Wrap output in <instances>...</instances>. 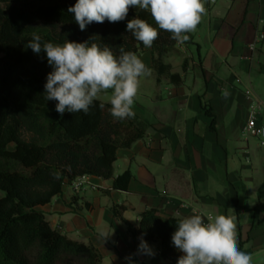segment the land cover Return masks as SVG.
Returning <instances> with one entry per match:
<instances>
[{
  "label": "crops",
  "instance_id": "obj_1",
  "mask_svg": "<svg viewBox=\"0 0 264 264\" xmlns=\"http://www.w3.org/2000/svg\"><path fill=\"white\" fill-rule=\"evenodd\" d=\"M209 1L226 10L214 13V18L211 13L207 24V41L214 51L200 52L198 60L190 55L188 44L200 51L203 46L189 33L188 41L178 43L180 53L164 58L172 65L171 72L182 76L181 84L172 83L167 75L158 81L151 47L137 55L157 85H166L168 98L154 93L145 96L149 104L134 103L135 112L148 124L147 136L132 148L119 149L114 163L116 177L128 169L133 173L128 190L114 189L113 179L87 176L80 190L75 189V180L66 183L51 203L38 207L52 227L98 248L102 264H129L125 259L129 256L132 264H174L163 256L160 242L134 237L114 215L115 205L124 206V218L136 227L141 214L151 208L179 218L193 213L234 215L240 249L252 256V264H264V146L258 137V143L246 139L243 145L240 137L251 113L247 91L264 102L252 82L256 71L264 73V44L251 48L257 33L264 30V0ZM236 2L237 14L247 7L246 21L230 47L218 38L227 22L223 18ZM227 53L231 55L223 68ZM259 123L264 125V111ZM101 230L114 232L104 242ZM141 238L154 256L136 254Z\"/></svg>",
  "mask_w": 264,
  "mask_h": 264
},
{
  "label": "trees",
  "instance_id": "obj_2",
  "mask_svg": "<svg viewBox=\"0 0 264 264\" xmlns=\"http://www.w3.org/2000/svg\"><path fill=\"white\" fill-rule=\"evenodd\" d=\"M75 3L0 0V264H102L98 248L52 227L38 207L51 203L66 183L83 176L113 179L114 189L128 190L133 173L128 169L115 176L117 152L147 136L148 124L136 112L133 119L118 120L110 113V103L99 99L87 114L66 111L61 117L55 110L58 102L45 99L44 85L52 68L46 53L34 54L27 48L33 33L41 36L42 44L87 41L110 47L118 57L121 47L137 55L146 49L126 30L129 20L138 17L156 26L148 12L130 8L123 21L92 23L81 31L68 12ZM158 31L151 46L158 81L167 75L179 85L182 76L164 62L180 53L178 42L170 33ZM187 66L185 60L184 70ZM123 210L122 205L113 207L130 233L160 242L163 256L177 264L182 253L174 247L172 234L176 220L182 218L151 208L141 214L136 227L124 218Z\"/></svg>",
  "mask_w": 264,
  "mask_h": 264
},
{
  "label": "clouds",
  "instance_id": "obj_3",
  "mask_svg": "<svg viewBox=\"0 0 264 264\" xmlns=\"http://www.w3.org/2000/svg\"><path fill=\"white\" fill-rule=\"evenodd\" d=\"M130 8L148 12L156 26L142 18L128 21L126 30L150 48L159 37V30L171 34L178 43L189 40L206 14L205 0H76L68 8L74 14L81 31L92 23H117L126 19ZM34 54L46 53L52 71L44 85L45 99L55 100L56 111L87 114L102 94H107L111 115L118 119L135 118L134 103L141 79L151 70L136 53L120 48L114 55L110 47L96 43L65 40L63 44L41 43V36L33 33L28 42ZM227 95V93H225ZM104 107L103 104L100 105ZM172 234L174 247L182 253L177 264H252V256L239 247L234 215L193 213L176 220ZM113 232L101 230L105 242ZM138 255L154 256L148 243L140 239ZM132 264V257H125Z\"/></svg>",
  "mask_w": 264,
  "mask_h": 264
},
{
  "label": "rangeland",
  "instance_id": "obj_4",
  "mask_svg": "<svg viewBox=\"0 0 264 264\" xmlns=\"http://www.w3.org/2000/svg\"><path fill=\"white\" fill-rule=\"evenodd\" d=\"M232 4V3H231ZM234 4V3H233ZM232 4V5H233ZM237 4H239V2H236L235 6L232 8V10H228L227 15L229 13V11H231L230 16L227 18V15L224 16L223 19H227L226 25L224 27V29L222 30V32H220L219 35V40L221 42H227L230 47L234 46L235 44V36L237 34V31H239L241 25L246 21V13L244 11L239 12V14H237ZM220 3L218 4H212L209 0H205V7H206V14L203 16L201 24H203L200 28L197 27V29L195 30V32L190 33L191 35H193L194 37H196L197 41L199 40L201 43V45L203 46L202 50L200 51L196 45L194 44H188L186 51L189 52L190 55L193 54V56L198 60L199 58V53L201 52L203 55H206L207 53H211L214 51V48L211 47L207 41V34H208V22L210 20V16L212 13V17L214 18V13H225L226 10L223 8H221L220 10ZM233 18V19H232ZM214 35L212 38V41L214 40ZM210 36H209V40H210ZM230 53H227V55L225 56L223 63H221V67L225 68L227 66V59L230 56ZM1 57V55H0ZM169 57V56H167ZM227 58V59H226ZM243 77H247V74H242ZM252 82L253 85L257 91V93L264 99V73L263 72H258L256 71L253 76H252ZM166 85L162 84V85H157L155 79L153 78V74L150 73V75L143 77L141 79V86H140V90L139 93L137 95L136 101L140 102V103H146L149 104V101L147 98H145V96H152L154 93H156L158 95V97H161L163 99H167L168 98V93L165 90ZM100 100L102 101H108L107 99V94H102L100 97ZM241 143L244 145L246 144V139L250 140L251 144H256L258 143V141L255 139V137L253 136H248L244 133V131H241ZM27 138L29 137V135H25ZM250 137V138H249ZM40 210V209H39ZM42 211V210H41Z\"/></svg>",
  "mask_w": 264,
  "mask_h": 264
},
{
  "label": "built area",
  "instance_id": "obj_5",
  "mask_svg": "<svg viewBox=\"0 0 264 264\" xmlns=\"http://www.w3.org/2000/svg\"><path fill=\"white\" fill-rule=\"evenodd\" d=\"M261 44H264V30L257 33L254 42L251 44L252 50H256ZM247 95L251 99V113L243 131L248 136L258 137L260 144L264 146V125L259 123L261 114L264 111V102L251 90L247 91ZM86 177H79L75 180L74 187L76 190H80L83 187L86 183Z\"/></svg>",
  "mask_w": 264,
  "mask_h": 264
}]
</instances>
